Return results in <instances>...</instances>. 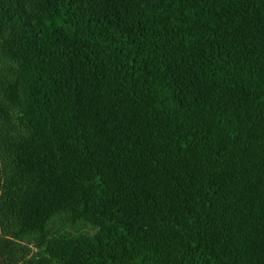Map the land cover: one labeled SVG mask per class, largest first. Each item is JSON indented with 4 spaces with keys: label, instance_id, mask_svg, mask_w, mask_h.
<instances>
[{
    "label": "trees",
    "instance_id": "obj_1",
    "mask_svg": "<svg viewBox=\"0 0 264 264\" xmlns=\"http://www.w3.org/2000/svg\"><path fill=\"white\" fill-rule=\"evenodd\" d=\"M0 264H264V0H0Z\"/></svg>",
    "mask_w": 264,
    "mask_h": 264
},
{
    "label": "rangeland",
    "instance_id": "obj_2",
    "mask_svg": "<svg viewBox=\"0 0 264 264\" xmlns=\"http://www.w3.org/2000/svg\"><path fill=\"white\" fill-rule=\"evenodd\" d=\"M47 235L50 237H55L58 235H79V234H89L93 232V227L84 222H69L66 215L57 216L52 218L46 228ZM24 244V243H22ZM31 249V255L35 254L38 250L33 246H29Z\"/></svg>",
    "mask_w": 264,
    "mask_h": 264
}]
</instances>
